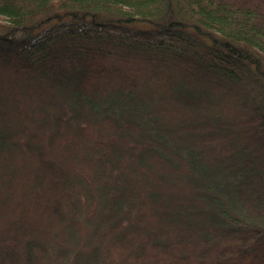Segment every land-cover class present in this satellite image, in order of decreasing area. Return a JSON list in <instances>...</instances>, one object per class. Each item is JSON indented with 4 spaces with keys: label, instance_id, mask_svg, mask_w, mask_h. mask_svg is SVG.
Returning <instances> with one entry per match:
<instances>
[{
    "label": "trees",
    "instance_id": "obj_1",
    "mask_svg": "<svg viewBox=\"0 0 264 264\" xmlns=\"http://www.w3.org/2000/svg\"><path fill=\"white\" fill-rule=\"evenodd\" d=\"M0 264H264V0H0Z\"/></svg>",
    "mask_w": 264,
    "mask_h": 264
},
{
    "label": "rangeland",
    "instance_id": "obj_2",
    "mask_svg": "<svg viewBox=\"0 0 264 264\" xmlns=\"http://www.w3.org/2000/svg\"><path fill=\"white\" fill-rule=\"evenodd\" d=\"M0 21H1V23L6 24L8 19L6 17H1Z\"/></svg>",
    "mask_w": 264,
    "mask_h": 264
}]
</instances>
